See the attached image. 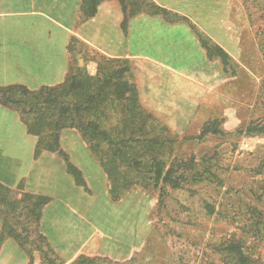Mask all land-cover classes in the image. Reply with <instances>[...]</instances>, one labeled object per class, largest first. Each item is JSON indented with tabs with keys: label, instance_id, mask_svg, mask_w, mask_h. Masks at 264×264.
I'll return each mask as SVG.
<instances>
[{
	"label": "crops",
	"instance_id": "0c3cea01",
	"mask_svg": "<svg viewBox=\"0 0 264 264\" xmlns=\"http://www.w3.org/2000/svg\"><path fill=\"white\" fill-rule=\"evenodd\" d=\"M235 4L0 0V264H117L139 251L133 197L113 195L100 161L70 126L77 79H106L126 67L140 104H174L173 93L157 89L203 87L212 73L205 65L219 64L206 60L205 45L233 55ZM102 205L116 217L106 218L110 233L93 220Z\"/></svg>",
	"mask_w": 264,
	"mask_h": 264
},
{
	"label": "rangeland",
	"instance_id": "374dc122",
	"mask_svg": "<svg viewBox=\"0 0 264 264\" xmlns=\"http://www.w3.org/2000/svg\"><path fill=\"white\" fill-rule=\"evenodd\" d=\"M235 20L225 72L214 61L205 65L212 71L204 75L205 87L181 82L158 88L173 93L168 100L175 103L143 105L153 116L141 114L128 130L132 151L124 158L139 160L143 170L119 164L124 178L109 181L115 197L132 191L140 248L117 264H230L218 246L231 235L245 242L250 264H264V0H236ZM105 120L112 133L113 121ZM152 155L165 169L172 163L173 175L182 172V185L166 186L159 207L158 193L141 188L150 183L144 169ZM102 207L93 220L110 233L106 218L116 217Z\"/></svg>",
	"mask_w": 264,
	"mask_h": 264
},
{
	"label": "trees",
	"instance_id": "16d2710c",
	"mask_svg": "<svg viewBox=\"0 0 264 264\" xmlns=\"http://www.w3.org/2000/svg\"><path fill=\"white\" fill-rule=\"evenodd\" d=\"M205 48L206 60H217L222 72H225V66L230 59V55L216 45H205ZM126 72L127 68L123 67V70L108 74L106 79L87 81L77 79L75 85L77 104L73 106L75 118L69 122L70 126H74L81 131L83 138L90 145L95 156L97 155L99 158L98 160L107 173L109 180L111 179L115 184L118 180L124 178L119 172V164L133 168L137 172L143 170V163L139 160L124 158L131 150L129 142L132 140L131 133L133 132L132 130L128 132V130L134 127L136 120L141 119V114L142 117L149 115L151 118L153 116L139 103L137 91L133 84L129 83ZM115 98H117L118 103H109L114 101ZM25 106L29 108V111L33 107L27 106V104ZM105 119L113 121L111 127L114 131L112 133L108 132L107 128L103 126L102 122L106 121ZM103 152L112 154L109 160L100 156ZM118 159L120 160L118 161ZM171 164L165 169L162 162L152 155L150 156V162L144 169L145 174H148L147 179L150 183L141 186V188L144 190L150 188L151 190L148 191L151 193L153 190L158 193L157 207L162 203L166 186L175 189L182 185V172L178 176L173 175V165ZM69 172H72L70 166ZM204 173L207 177L209 171L206 170ZM114 190H116V185L111 186V192H114ZM132 197V193L129 194V199ZM146 204L147 201H144L143 205L146 206ZM35 219H37V214ZM245 247V242L234 235L220 241L218 246L219 252L230 257V264H250L251 257L245 252Z\"/></svg>",
	"mask_w": 264,
	"mask_h": 264
}]
</instances>
